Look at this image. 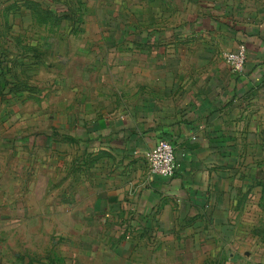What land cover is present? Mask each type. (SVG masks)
I'll return each instance as SVG.
<instances>
[{
  "label": "rangeland",
  "instance_id": "rangeland-1",
  "mask_svg": "<svg viewBox=\"0 0 264 264\" xmlns=\"http://www.w3.org/2000/svg\"><path fill=\"white\" fill-rule=\"evenodd\" d=\"M246 3L254 0H32L28 10L2 1L0 264H83L82 255L89 264L91 252L113 249L116 227L93 209V140L79 132L114 118L176 123L192 91L205 95L229 72L224 56L237 47ZM127 229L119 252L129 243L139 250L133 264L161 263L144 257L156 250L147 233ZM257 231L252 250L262 254L236 264H264V215ZM167 243L164 264L234 260L217 241Z\"/></svg>",
  "mask_w": 264,
  "mask_h": 264
},
{
  "label": "crops",
  "instance_id": "crops-1",
  "mask_svg": "<svg viewBox=\"0 0 264 264\" xmlns=\"http://www.w3.org/2000/svg\"><path fill=\"white\" fill-rule=\"evenodd\" d=\"M2 1L9 2L7 9L24 2L29 10L32 0ZM248 4L236 23V49L247 48L242 74L229 70L205 95L192 91L174 124L148 122L138 128L134 120L114 118L79 132L93 140L98 163L92 173L93 209L103 225L117 231L108 241L113 249L91 252L95 258L89 264H106V252L114 263L127 257L133 264L139 250L126 243L119 252L122 227L147 233L156 250H145L144 257L163 259L158 264H164L167 242H220L222 256L234 259L231 264L262 254L252 246L261 243L257 230L264 215V0ZM7 9L0 11L4 18ZM160 140L176 153L177 169L169 179L149 171L147 154ZM192 252L182 251L191 257ZM196 254L205 256L204 251Z\"/></svg>",
  "mask_w": 264,
  "mask_h": 264
},
{
  "label": "built area",
  "instance_id": "built-area-1",
  "mask_svg": "<svg viewBox=\"0 0 264 264\" xmlns=\"http://www.w3.org/2000/svg\"><path fill=\"white\" fill-rule=\"evenodd\" d=\"M224 60L234 74H242L247 63V48L239 45L232 52L226 53ZM151 175L161 178H172L177 169L176 153L171 143L160 140L147 154Z\"/></svg>",
  "mask_w": 264,
  "mask_h": 264
}]
</instances>
